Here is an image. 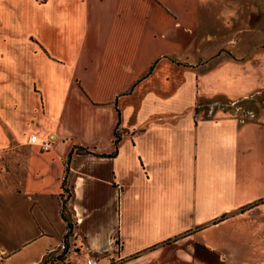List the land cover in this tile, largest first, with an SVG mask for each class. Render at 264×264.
<instances>
[{
	"label": "crops",
	"instance_id": "crops-1",
	"mask_svg": "<svg viewBox=\"0 0 264 264\" xmlns=\"http://www.w3.org/2000/svg\"><path fill=\"white\" fill-rule=\"evenodd\" d=\"M18 1L0 55V250L55 233L57 216L67 264H264V119L197 102L245 97L233 92L250 56L214 53L260 46L263 24L233 42L232 26L200 22L213 10L199 0ZM74 144L94 153L68 158Z\"/></svg>",
	"mask_w": 264,
	"mask_h": 264
},
{
	"label": "rangeland",
	"instance_id": "rangeland-1",
	"mask_svg": "<svg viewBox=\"0 0 264 264\" xmlns=\"http://www.w3.org/2000/svg\"><path fill=\"white\" fill-rule=\"evenodd\" d=\"M202 2L204 7L210 6L213 10V14H209L207 9L206 12L200 17V22L204 24L207 28L212 30H217L223 25L232 26L231 30L226 31V35H230L231 40L240 39L242 35H248L250 33H255V26L263 24V30L258 31L262 34L261 45L257 47H238L232 46H218L215 53L218 55H224L227 57L236 58L237 56H250L242 65L241 73L239 74L238 80L235 81L238 85L234 87L233 95H240L246 93L245 97L225 100L223 98H218V94L212 97H202L199 94L198 106L201 115H212L217 116L221 112L233 113L245 119L247 118H263L264 119V55L259 57L257 60L253 59L256 56L255 52L264 51V0H199ZM6 10L12 11L13 14L16 10H19V1L17 0H0V55L2 49L8 47L12 40L10 37L11 29L5 28L4 18L6 17ZM11 12V13H12ZM242 13L241 15H238ZM10 14V13H8ZM230 14V15H229ZM245 27L240 31H235L234 29L240 25ZM7 34V36H4ZM245 35V36H246ZM8 40L6 44V39ZM5 39V40H4ZM232 43V42H231ZM181 50V49H180ZM257 50V51H256ZM184 52V51H183ZM255 53V54H254ZM258 54V53H257ZM264 54V53H263ZM217 57L211 58L212 63ZM7 63L4 58L0 56V69L6 67ZM226 72V71H225ZM222 72L221 74H224ZM210 73L199 77V87L203 88L212 81L209 76ZM223 76V75H221ZM216 77V76H215ZM219 77V76H218ZM224 87V86H222ZM206 89V88H205ZM235 101L234 103H232ZM35 132V131H31ZM30 132V133H31ZM68 185V183H67ZM69 186V185H68ZM67 194L66 191L63 192V197ZM52 210V209H51ZM56 231L52 234L45 235H35L30 238L29 242L19 244V248L14 252L8 251L2 255L0 264H27L28 261L37 259L41 251H46L50 246H54L53 249L46 252V261L42 264H50L54 262L55 264H67L65 261L66 251L68 247L74 246L72 232L67 230V234H60L61 225L57 221L56 216ZM35 231V230H34ZM32 231V232H34ZM29 234L26 230L24 231V236ZM57 243H60L59 245ZM66 245H65V244ZM57 244V245H56ZM62 244L65 247H62ZM71 260L79 259L85 260V256L81 254L70 255Z\"/></svg>",
	"mask_w": 264,
	"mask_h": 264
},
{
	"label": "trees",
	"instance_id": "trees-1",
	"mask_svg": "<svg viewBox=\"0 0 264 264\" xmlns=\"http://www.w3.org/2000/svg\"><path fill=\"white\" fill-rule=\"evenodd\" d=\"M218 98H223V99L226 100V98L223 95H218ZM114 134H115L114 141H115L116 147H115V150L112 152V154H115V152L117 150V144H118V141L120 139V131L118 130L117 127L115 128ZM73 152H75L78 155H83V154L92 153V152L94 153V151L89 149L87 146H83L81 144H74L71 152L68 155V158L71 157ZM68 178H69V168L67 166V168L65 170V175L63 176L62 184H61L62 188H63V192L66 191L67 194L63 197V192H61V194L59 195V198H60V214H61L62 218L66 221L67 226L70 227L72 222H71V218L69 216V209H68V207L66 205V200H67V197L69 196V186L67 185ZM45 256H46V253L44 254V256L41 259V261L38 262L37 264L44 263L46 261V257ZM50 264H55V263L54 262H50Z\"/></svg>",
	"mask_w": 264,
	"mask_h": 264
},
{
	"label": "built area",
	"instance_id": "built-area-1",
	"mask_svg": "<svg viewBox=\"0 0 264 264\" xmlns=\"http://www.w3.org/2000/svg\"><path fill=\"white\" fill-rule=\"evenodd\" d=\"M29 142L31 143H37L39 145H41V147L43 149H48L49 148V145H50V142L49 140L45 139V138H42L39 136V134L37 132H31L29 134V138H28ZM4 251V250H3ZM5 252H2V249L0 250V260L2 259V255L4 254ZM87 264H97L98 261L96 258L94 257H89L87 258Z\"/></svg>",
	"mask_w": 264,
	"mask_h": 264
}]
</instances>
